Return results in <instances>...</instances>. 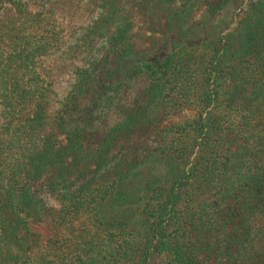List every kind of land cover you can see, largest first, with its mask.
Here are the masks:
<instances>
[{"label": "trees", "instance_id": "1", "mask_svg": "<svg viewBox=\"0 0 264 264\" xmlns=\"http://www.w3.org/2000/svg\"><path fill=\"white\" fill-rule=\"evenodd\" d=\"M81 1L0 0V264H264V0Z\"/></svg>", "mask_w": 264, "mask_h": 264}, {"label": "rangeland", "instance_id": "2", "mask_svg": "<svg viewBox=\"0 0 264 264\" xmlns=\"http://www.w3.org/2000/svg\"><path fill=\"white\" fill-rule=\"evenodd\" d=\"M85 2L86 0H82L80 3L77 4L76 6V11H75V16L74 19L72 20V23H75L77 25H79L80 23H84L86 21H88V19L90 18L87 15L86 9H85ZM8 5V3H7ZM6 6V5H5ZM1 13V10H0ZM2 16V13L0 14V17ZM140 21L138 20V18L134 19V35L132 37V41H133V45L134 48L138 51H142V50H147L148 47L151 46V42L150 40L146 37V35H148V32H145L143 29H140ZM72 80V75L70 73V71H68V66L66 68L63 69V71L59 72V76L56 79V82L53 85V90H54V96L51 99V103H53V107L51 109H54V97L55 98H60L62 96V94L67 90L68 85L70 83V81ZM168 120L167 119H163L162 121H160L157 126H161L163 124H167ZM59 136V135H58ZM61 137V136H59ZM62 138V137H61ZM128 142V139H123L122 141L118 142V145L116 146L115 152L119 149L120 145H124L125 143ZM91 166H87L86 169H89Z\"/></svg>", "mask_w": 264, "mask_h": 264}]
</instances>
